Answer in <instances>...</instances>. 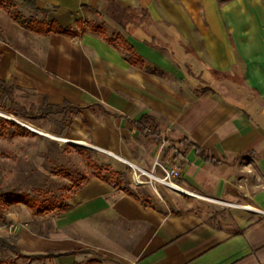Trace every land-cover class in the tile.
Segmentation results:
<instances>
[{
  "label": "crops",
  "instance_id": "0c3cea01",
  "mask_svg": "<svg viewBox=\"0 0 264 264\" xmlns=\"http://www.w3.org/2000/svg\"><path fill=\"white\" fill-rule=\"evenodd\" d=\"M6 1L0 81L35 94L40 113L65 107L41 117L71 116L63 130L70 141L151 171L155 147L142 137L157 139L130 122L152 118L172 142L158 162L180 158L175 182L186 198L153 205L120 182L91 177L56 220L71 234L23 230L17 248L75 252L48 264H264V0H115L146 12L125 29L105 0H17L23 13ZM94 17L141 62L131 65L91 33ZM41 24L76 35L31 31Z\"/></svg>",
  "mask_w": 264,
  "mask_h": 264
},
{
  "label": "rangeland",
  "instance_id": "374dc122",
  "mask_svg": "<svg viewBox=\"0 0 264 264\" xmlns=\"http://www.w3.org/2000/svg\"><path fill=\"white\" fill-rule=\"evenodd\" d=\"M11 5L15 12L17 11L15 8L18 9L20 6L17 0H12ZM18 11L24 12L21 7ZM94 19L97 25L92 26L100 28L104 37H116L108 28L106 21L98 17ZM11 88L15 107L11 109L9 98L0 97V119L15 126H28L34 131L25 129L30 133L29 135L12 137L11 132L14 128L7 126L9 134L0 137V238L18 247L17 240L23 230L39 238H53L58 235L62 237L66 233L71 234L70 231L61 230L60 232L58 229L59 222L56 220L63 212L55 209L33 217L27 202L30 200L38 205L42 201H51L57 207L68 206L70 196L91 177L105 179L112 183L119 181L121 188L135 189L140 198H150V204L153 205L170 206L186 199L141 174V180L145 184L141 187H134V177L130 167L122 165L118 160L99 150L91 149L88 142H84L87 147H81L55 140V138H67L63 130L68 127L71 116L41 117L39 113L43 107L38 103L35 94ZM9 110H13V113H7ZM44 134L49 137H45ZM142 141L155 147L154 162L158 161V156L163 152L161 149L163 142L172 145L167 134H161L155 141L142 137ZM130 147L134 151V144ZM167 153L170 154L169 149L165 152V156ZM118 166H123L122 172L116 173L119 174L118 177H112L111 174L119 169ZM137 167L151 173L156 178L162 177L159 168H152L151 171ZM6 195L11 199L18 198L19 201L9 203L5 200ZM78 232L81 234V226ZM21 253L33 255L24 253L23 250ZM0 264L48 263L16 258L13 253L0 246Z\"/></svg>",
  "mask_w": 264,
  "mask_h": 264
},
{
  "label": "trees",
  "instance_id": "16d2710c",
  "mask_svg": "<svg viewBox=\"0 0 264 264\" xmlns=\"http://www.w3.org/2000/svg\"><path fill=\"white\" fill-rule=\"evenodd\" d=\"M105 1L107 3L106 12L108 16L121 29H125L128 25H133L134 27H137L146 18V12L144 10L123 8L115 0H105ZM9 3H10L9 1L0 0V6L2 8H5V6L8 5ZM27 4H29V2H26V5ZM42 14L45 15L46 11H42ZM11 18L14 20H19V16L15 12H12ZM36 26L33 25L30 28L32 32L40 33V34L56 33V34L76 35V33L64 31L60 28H54L53 26H50L49 28H47L46 25L44 24L43 25L41 24L42 30L38 31V29H36ZM87 29L91 33L101 34L100 32L101 30L98 27L88 25ZM102 37L106 43L113 45L117 49L122 50V52L125 53L127 60L131 65H135L141 62L140 58L137 57L133 53L132 48L123 40V38L120 35H116L115 38H108V37H104L103 35ZM12 91L13 89L11 88V86L0 81V97H6L10 99L11 105H12L11 109L15 107L14 101L12 99ZM64 109L65 107H60V108H55V109L48 108L47 110L41 112L40 116L61 113ZM7 113L11 114L13 113V110H9ZM130 123L144 136H151L153 139H158L160 135V131L158 130L157 124L154 122L152 118L148 116H143L137 122H130ZM7 126H13L14 128L13 131L11 132L12 137H22V136H26L30 134L29 132H27L24 128L20 126H15L6 120L0 119V137L7 136L9 134ZM111 176L118 177L119 174L112 173ZM116 184H119V181L116 182ZM5 200L8 201L9 203H13L11 201H14V202L19 201L18 198L11 199L10 196L8 195L5 196ZM27 205L33 217L43 215L44 213L51 212L55 209H58L59 211L64 213L68 211V209L70 208L69 205L64 206V207H60V206L57 207L51 201H42L37 205L36 202L29 200L27 202ZM0 246L9 250L11 253L15 255L16 258H19L22 260H28V261H46V260H51L53 258L60 257V256H69V255L75 254V252L64 253V254L48 252V253L38 254V255H24L17 248V246H15L14 244H11L9 241H7L4 238H0Z\"/></svg>",
  "mask_w": 264,
  "mask_h": 264
},
{
  "label": "built area",
  "instance_id": "2783aa9c",
  "mask_svg": "<svg viewBox=\"0 0 264 264\" xmlns=\"http://www.w3.org/2000/svg\"><path fill=\"white\" fill-rule=\"evenodd\" d=\"M165 144H167V143L166 142L162 143V146H161L162 150H164ZM174 155H176V153ZM180 164H181V160H180L179 157L177 158L176 161H174L171 165H168V166L167 165H163V164H161L158 161L154 162L153 168H159L160 171L162 172V177L161 178H156L155 177L156 179L159 180V182H160L159 184L164 185L166 187L170 186V187H173L175 189H180V187L175 182L179 178ZM141 171L142 170L138 168V171L135 173V176H134V187H141V186H143L145 184L141 180V175H142ZM137 173H139V174H137ZM149 174H151V173H149Z\"/></svg>",
  "mask_w": 264,
  "mask_h": 264
},
{
  "label": "bare ground",
  "instance_id": "6f19581e",
  "mask_svg": "<svg viewBox=\"0 0 264 264\" xmlns=\"http://www.w3.org/2000/svg\"><path fill=\"white\" fill-rule=\"evenodd\" d=\"M27 129L31 130V131H34L32 128L26 126ZM45 137H49L48 135H45ZM55 140H58L60 142H64V143H67V144H71V145H77V146H81V147H87V145H85L84 143H79V142H73V141H70V140H66V139H61V138H55ZM128 167H130V169L132 170V173H133V177L135 176V173L138 171V168L137 167H134V165L132 164H128L126 163ZM142 175L144 176H147L148 178H150L151 180L157 182V183H160L158 179H156L153 175L145 172V171H141ZM167 188H169L171 191L175 192L176 194H183V192L180 190V189H175L173 187H170V186H167ZM184 195V194H183Z\"/></svg>",
  "mask_w": 264,
  "mask_h": 264
},
{
  "label": "water",
  "instance_id": "95a60500",
  "mask_svg": "<svg viewBox=\"0 0 264 264\" xmlns=\"http://www.w3.org/2000/svg\"><path fill=\"white\" fill-rule=\"evenodd\" d=\"M24 129L28 130L25 126H22ZM30 131V130H29Z\"/></svg>",
  "mask_w": 264,
  "mask_h": 264
}]
</instances>
